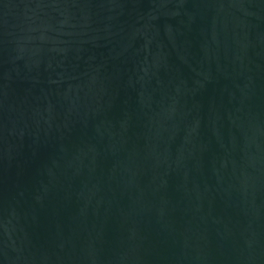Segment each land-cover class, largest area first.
Masks as SVG:
<instances>
[{"label":"water","instance_id":"water-1","mask_svg":"<svg viewBox=\"0 0 264 264\" xmlns=\"http://www.w3.org/2000/svg\"><path fill=\"white\" fill-rule=\"evenodd\" d=\"M0 264H264V0H0Z\"/></svg>","mask_w":264,"mask_h":264}]
</instances>
